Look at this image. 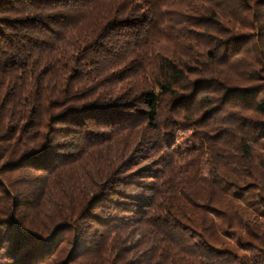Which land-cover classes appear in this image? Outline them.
I'll return each instance as SVG.
<instances>
[{
	"label": "trees",
	"instance_id": "trees-1",
	"mask_svg": "<svg viewBox=\"0 0 264 264\" xmlns=\"http://www.w3.org/2000/svg\"><path fill=\"white\" fill-rule=\"evenodd\" d=\"M0 264H264V0H0Z\"/></svg>",
	"mask_w": 264,
	"mask_h": 264
}]
</instances>
